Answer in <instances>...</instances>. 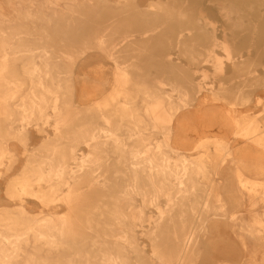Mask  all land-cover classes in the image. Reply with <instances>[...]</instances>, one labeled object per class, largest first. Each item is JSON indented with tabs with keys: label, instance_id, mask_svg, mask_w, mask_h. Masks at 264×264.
I'll return each mask as SVG.
<instances>
[{
	"label": "bare ground",
	"instance_id": "6f19581e",
	"mask_svg": "<svg viewBox=\"0 0 264 264\" xmlns=\"http://www.w3.org/2000/svg\"><path fill=\"white\" fill-rule=\"evenodd\" d=\"M254 1L0 0V179L17 147L24 155L3 181L16 204L0 207V264H264V213L239 212L264 209V107L242 114L257 101L244 90L253 84L231 93L216 77L251 65L264 33L247 11ZM129 20L172 21L173 48L194 72L210 63L217 85L173 60L148 77ZM147 27L148 39L159 35ZM238 34L247 41L235 48ZM90 50L112 69L103 98L81 107L77 66ZM29 200L63 212L33 215Z\"/></svg>",
	"mask_w": 264,
	"mask_h": 264
},
{
	"label": "rangeland",
	"instance_id": "374dc122",
	"mask_svg": "<svg viewBox=\"0 0 264 264\" xmlns=\"http://www.w3.org/2000/svg\"><path fill=\"white\" fill-rule=\"evenodd\" d=\"M147 3V0H137V4L143 8L145 4ZM211 5V4H210ZM209 4H205V8L208 10L210 9L213 11L214 15L210 16L207 15V17L210 19L213 17L215 19V25L217 27V36L221 37L220 33V25H222L223 20L218 16L219 14L217 11L213 8V6H210ZM248 6L247 11L250 12L251 14L255 13L257 15V20L256 21H263L264 22V0H256L252 3H246ZM246 6V7H247ZM207 18V20H208ZM253 19V18H251ZM144 20V19H142ZM211 20V19H210ZM149 21V20H146ZM157 20H154V22H149V23H143L142 21L138 22H133L132 20L127 21V26L130 28V33L128 34L129 36L127 37L128 40L131 42L133 41L138 44L139 47H141V51H138V54H142L144 51L143 57L141 59L144 61L141 63H147L149 64L148 67H150L149 71V76L148 77H156L160 72L163 71V68L167 67L164 64L166 60H173L176 65L180 67H176L175 70L179 71L181 73V70H187L188 72H192V77L195 79V81H204V83H212L211 86L214 87L217 85L216 79L212 77V66L210 63H206L202 65V69L200 71L205 72L209 77L208 79H202L201 72H194V65H188L187 60L179 56L180 52H178L175 48H173V44L175 43V37L179 32H177V27L175 24H173L172 21H166L162 20V22H155ZM194 21V20H193ZM194 24V22H193ZM202 24V23H201ZM148 25V27L146 26ZM166 26L164 28V26ZM153 26H158V28H161L159 35L156 34L153 36V38L148 39V36L150 34L149 31L146 33H142L143 28L147 27V30L150 29V27ZM175 26L174 32H169L166 28ZM164 32L168 33L166 35ZM185 33V32H183ZM163 38H160V35H163ZM239 36L236 35L235 40L233 41L232 38H228V41H231L233 47L238 48L240 44L243 46L246 44L247 40L242 41L243 36H240L241 34H238ZM125 39L123 40V42ZM118 42V41H116ZM122 42V43H123ZM186 43H189L194 46L195 43L198 44L197 39L194 37L191 40H186ZM200 44L206 45L207 39L200 41ZM143 46V47H142ZM252 49H249V64L251 65H245L243 69L241 70H231L227 66H225V70L222 72V74H218V76L222 79V82L226 87H229L228 91L233 93V86L243 78H248L250 80V83L247 85L252 86H247L244 90L245 92L251 93V97L253 100L260 101L259 103L251 102L246 105H240L237 106L238 110L242 112V114H249L251 116L255 117H262L263 116V107H264V87H261L260 85L263 83L264 80V33L262 34V39L256 40L252 42ZM247 47V46H246ZM244 50V49H243ZM214 52L217 56H221L222 60L227 62L225 58H223V52L219 48H215ZM136 53V52H135ZM242 53H245V51H242ZM85 55V54H84ZM146 61V62H145ZM151 65V66H150ZM77 69L79 70V77L83 80L82 83L79 84L78 86V98L77 102L81 107L84 106H89L92 102L101 100L103 96L106 94L108 90V84H106L107 80L110 79V71L112 69V62L109 58L105 57L103 53L99 50H90L89 52L86 53V55L79 60V64L77 66ZM165 70V69H164ZM252 72L255 76H258V81L256 79L250 78L252 74H249ZM245 75L247 77H245ZM78 77V76H77ZM159 77V76H158ZM168 88V87H164ZM203 95V96H202ZM201 96H198L199 98H207L208 100L210 99V95L207 94V92H203ZM261 98V100H258V98ZM256 98V99H254ZM47 131H50L49 128H46ZM211 132V131H210ZM208 132L207 134H210ZM212 134V133H211ZM210 134V135H211ZM190 138V137H189ZM191 138H194L191 137ZM190 138V139H191ZM192 140V139H191ZM39 140L35 138L32 144L37 143ZM18 153H17V160L16 162L13 163L11 169L7 172L6 176H4L2 179H0V207H13L16 203L7 199L2 191L4 184L3 181L9 176H13L17 174L20 171V168L23 164L24 161V155L21 153V149L17 147ZM80 153L82 151L86 150V147L84 145H81L79 147ZM239 198H242L241 194H237ZM137 203H139V199L136 198ZM26 210L29 213H32L33 215L39 216L38 214L40 213H48L49 212H54L56 214H60L63 212V209L60 207L58 208H53V209H47L44 207H41L37 202L33 200H29L28 204L26 205ZM48 210V211H47ZM240 213H264V209H257L256 211L251 209H247L246 211L243 212V208L239 210ZM146 213H155L153 209L146 210Z\"/></svg>",
	"mask_w": 264,
	"mask_h": 264
}]
</instances>
